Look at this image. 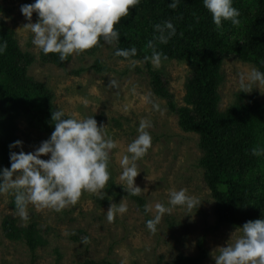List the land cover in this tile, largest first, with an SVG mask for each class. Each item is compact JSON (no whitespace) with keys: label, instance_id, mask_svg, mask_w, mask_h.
I'll use <instances>...</instances> for the list:
<instances>
[{"label":"rangeland","instance_id":"rangeland-1","mask_svg":"<svg viewBox=\"0 0 264 264\" xmlns=\"http://www.w3.org/2000/svg\"><path fill=\"white\" fill-rule=\"evenodd\" d=\"M23 4L22 0H0V12L7 18L4 22L13 28L21 50L34 58L28 75L47 85L54 94V105L65 115L77 119L93 115L98 126L104 125L118 147L110 154L109 171L114 185L108 182L105 201L85 192L75 206L62 212L38 210L29 204L30 219L25 222L10 205L14 196L0 194V264H83L90 261L97 264L105 261L168 264L180 254L198 256V242L202 238L206 250L202 264H215L212 253L219 254L220 247L234 243L240 234L237 228L241 226L219 224L216 200L200 165L203 156L200 136L180 128L178 116L169 110L166 99L153 92L143 61L136 60L139 63L132 67L130 61L114 56L115 43L105 44L93 55L86 52L72 55L64 67L41 60V51L32 44V34L25 26L28 21L20 10ZM37 19L32 16V22ZM96 61L108 69L98 71ZM253 68L257 67L234 55L224 59V79L218 89L222 112H226L241 94L264 102V85H253V90L247 93L239 89L241 74ZM80 69H83L81 73L76 74ZM155 70L165 75L176 105L184 106L185 83L192 76L188 63L171 59ZM113 79L118 87L111 86ZM142 120L151 123L147 131L152 137L148 154L137 161L140 172L135 178V184L142 189L139 197L152 206V212L145 214L136 200L127 195L120 179L123 171L120 161L128 144L137 137ZM51 133L32 127L26 117L18 121L17 135L23 141L25 152L34 151ZM20 150L17 147L16 152ZM180 189H187L190 195L203 201L197 209L173 207L170 214L163 216L157 233L152 234L146 221L153 218L155 204L168 205L169 192ZM219 189L224 190L225 186L220 185ZM112 203H126L128 211L118 214L115 221L109 223L106 212ZM7 216L16 218L19 225L34 224L39 229L46 244L34 252V257L24 242L10 241L4 236L2 223ZM65 231L74 234L66 236ZM83 236L90 237L91 243L82 244Z\"/></svg>","mask_w":264,"mask_h":264},{"label":"trees","instance_id":"trees-1","mask_svg":"<svg viewBox=\"0 0 264 264\" xmlns=\"http://www.w3.org/2000/svg\"><path fill=\"white\" fill-rule=\"evenodd\" d=\"M22 1L24 4L34 2ZM171 2L141 0L135 8H130L129 15L122 17L116 25L120 39L115 43L113 54L117 47L137 49V55L132 59L144 62L155 95L166 99L169 110L178 116L182 130L200 136L199 147L203 152L200 165L216 200L219 224L242 227L249 220L264 218V155H252L253 148H264V102L241 94L226 112H222L218 89L224 79L223 61L230 55L250 62L264 72V0H233V7L240 11V23L233 25L224 21L220 29L216 28L203 0H181L175 10L168 7ZM33 15L38 18L35 12ZM167 20L173 22L177 34L167 44L157 40V50L167 56V60L186 61L192 70V76L185 83V105L181 107L176 105L163 72L144 60L152 52L147 47L148 41L159 35L154 25ZM4 21L0 18V42L6 40L8 43L7 51L0 55V169L10 168V151L17 148L10 149L9 145L19 140V119L26 117L32 127L50 133L54 131L51 113L57 110L53 92L46 84L28 75L34 58L21 50L13 28ZM105 44L101 40L102 46L94 47L86 54H95ZM71 57L61 62L58 54L41 52L40 59L64 67ZM96 69L105 71L108 68L96 61ZM82 70L75 73L80 74ZM65 118L71 117L65 115ZM109 183L114 185L111 176ZM220 185L225 189H219ZM127 195L136 200L145 214V200ZM10 205L17 211L14 197ZM2 226L4 236L10 241L24 242L33 257L34 252L46 244L34 224L22 226L16 218L7 216ZM204 248L202 238L198 242V256L180 254L168 264H202L206 255ZM102 264L115 263L105 261Z\"/></svg>","mask_w":264,"mask_h":264},{"label":"clouds","instance_id":"clouds-1","mask_svg":"<svg viewBox=\"0 0 264 264\" xmlns=\"http://www.w3.org/2000/svg\"><path fill=\"white\" fill-rule=\"evenodd\" d=\"M140 3L141 0H34L21 5L20 10L28 21L25 26L32 34V44L44 55L58 54L59 60L64 62L72 55H81L102 46L101 40L108 44L118 43L120 32L116 25L122 17L129 15L130 8ZM180 3L181 0H172L168 7L175 10ZM203 4L211 13L217 29L222 28L224 21L239 25L240 11L233 7V0H203ZM34 12L38 16L36 22H32ZM0 18L7 19L2 12ZM154 29L159 35L148 41L147 47L152 52L144 60L159 69L167 56L157 50L156 41L167 44L177 34V29L171 20L155 24ZM7 48L6 40L0 42V55ZM114 55L129 60L132 67L139 63L132 59L137 55L135 47H117ZM110 84L118 87L114 79ZM253 85H264V72L257 68L241 74L240 92H251ZM51 122L54 131L34 151H23L21 140L10 144V149L19 147L21 150L10 151V168L0 169V194L14 196L18 215L25 222L30 219L29 204L38 210L62 212L75 206L85 192L103 200L110 180V154L118 144L108 135L104 125L98 126L93 115L82 119L65 118L62 109L52 111ZM150 127L149 121H141L137 137L128 144L120 161L123 169L121 185L131 196L142 194V189L135 184L140 172L137 161L143 159L152 147V137L147 131ZM42 155L49 158L42 159ZM252 155H264V148H253ZM202 201L190 195L187 189L171 190L168 205L156 203L155 214L146 221V227L156 234L163 216L170 214L173 207L197 209ZM127 211L126 203H112L106 212L108 222H114L118 214ZM145 212H152V206L145 205ZM237 229L240 234L234 243L220 247L219 254L212 253L215 264H264V218L249 220ZM72 234L65 231L66 236ZM81 243L90 244V237H81Z\"/></svg>","mask_w":264,"mask_h":264}]
</instances>
